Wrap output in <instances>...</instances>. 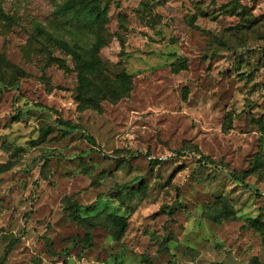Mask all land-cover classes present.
Returning <instances> with one entry per match:
<instances>
[{"label":"rangeland","instance_id":"1","mask_svg":"<svg viewBox=\"0 0 264 264\" xmlns=\"http://www.w3.org/2000/svg\"><path fill=\"white\" fill-rule=\"evenodd\" d=\"M82 1L0 0V264H264V0Z\"/></svg>","mask_w":264,"mask_h":264},{"label":"trees","instance_id":"2","mask_svg":"<svg viewBox=\"0 0 264 264\" xmlns=\"http://www.w3.org/2000/svg\"><path fill=\"white\" fill-rule=\"evenodd\" d=\"M69 6H70L69 3H67V2L64 3L63 5H61L59 7L58 12L61 13V14H65L66 12H68L69 10H71V9H69L70 8ZM76 10H77V13L78 14L83 15V16H85L87 18L86 22L88 21L90 24L101 25L100 11H99V9L96 6V0H83L81 2V8L76 9ZM80 19H81V17H80ZM190 21L191 22L193 21V16L190 18ZM64 47L70 48V46H68L67 44H64ZM71 53L75 54L74 51H71ZM79 71H80L79 77H80V80L81 81H83V82L85 81L87 85L89 84V81H92L94 83V80L96 79V76L95 75H92V78H88V73L86 71H82L80 69H79ZM101 79H103V78H101ZM93 86H94V84H93ZM93 86H91L90 89H92ZM100 98H103V96L100 97L99 95H97L96 91H91L89 93V96H88V100L90 102H92V104L95 107H98L99 106V100H100ZM105 98L113 99L115 97H113L112 95H110L109 97H105ZM261 118L264 121V115H262ZM58 122H59V124L64 125L67 129L76 128V125L75 124H72V123H70L68 121H64V120L58 119ZM42 131L43 132L47 131V127L44 130H42ZM86 138L91 143H94V140L92 139V137L86 135ZM206 159H208V158H206ZM208 160H210V159H208ZM156 161H157V159H152L151 162H156ZM210 162H212V161H210ZM233 177L236 180H241L240 177L237 176V175H233ZM81 207L82 206L79 205V204H76L75 205V207L72 210V219L73 220H76L77 223L83 225L84 224L83 223V220L81 219V217L79 215V210H80ZM251 222H255V220L252 219ZM257 223H258V221H256V224ZM259 224H261V223H259ZM85 237H86V243L90 242V240H91V233H90L89 230L86 231Z\"/></svg>","mask_w":264,"mask_h":264}]
</instances>
